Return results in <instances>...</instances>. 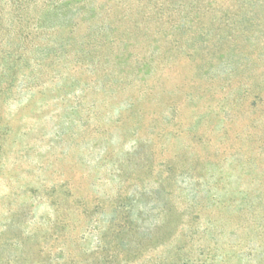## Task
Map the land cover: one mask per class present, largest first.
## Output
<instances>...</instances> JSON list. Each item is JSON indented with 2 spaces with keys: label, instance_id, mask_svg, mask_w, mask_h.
I'll return each instance as SVG.
<instances>
[{
  "label": "rangeland",
  "instance_id": "rangeland-1",
  "mask_svg": "<svg viewBox=\"0 0 264 264\" xmlns=\"http://www.w3.org/2000/svg\"><path fill=\"white\" fill-rule=\"evenodd\" d=\"M123 1L27 77L0 58V264H264V25Z\"/></svg>",
  "mask_w": 264,
  "mask_h": 264
},
{
  "label": "trees",
  "instance_id": "trees-1",
  "mask_svg": "<svg viewBox=\"0 0 264 264\" xmlns=\"http://www.w3.org/2000/svg\"><path fill=\"white\" fill-rule=\"evenodd\" d=\"M229 1L233 4L228 7L224 15L225 21L220 22L219 27L221 29L225 25L232 32L234 29L237 31L238 28L241 30L243 39L249 41L253 29L264 25V0ZM140 3L141 0H126V12L134 7H137L138 13L144 12V7ZM191 4L192 2L190 6H185L186 10H200L198 6L194 4L191 6ZM174 6H176L175 2L169 1L155 3L153 14L160 16L161 20L165 16L170 19L171 14L174 13L165 15V12L170 10V12H175L177 9L173 10ZM122 7H125L122 0H0V58L15 59V67L13 68H16L17 75L25 67L30 68L28 59H57L68 53L73 54L75 48L72 42H76L78 30L81 27L86 25L90 31L96 30L95 28L100 29L99 26L94 27L95 21L93 19L98 17L102 20L98 24L105 27L109 24L107 15L113 9ZM127 19L128 23L131 24V28L134 27L135 31L126 26V40L129 42L138 40L140 34L137 31L140 30V27L137 19L133 20L131 16L126 15ZM197 19L200 20V17ZM194 22L195 19H188L186 23L182 20L179 23V29L189 33L192 28L188 27L194 26ZM233 25H236V28ZM171 26L173 28L174 25ZM197 28L201 27L197 26ZM252 35L254 38L257 37L255 33ZM163 36L169 37V31L164 32ZM231 36L233 35L222 37L213 44L217 43L222 49L225 46L224 44H228L229 39L232 38ZM143 38L146 41L152 40V37L146 34L143 35ZM238 39L241 38L237 36L233 41L237 42ZM86 40L89 45L90 36ZM199 40L201 43L209 41V39L203 37ZM222 40L226 42H221ZM225 48L229 53H227L228 55L233 53V49H228L229 46ZM149 58L154 59V54L150 57L143 56L138 59ZM23 72L24 76L27 69ZM24 77H27V74Z\"/></svg>",
  "mask_w": 264,
  "mask_h": 264
}]
</instances>
